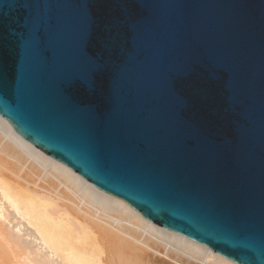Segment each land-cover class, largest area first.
Wrapping results in <instances>:
<instances>
[{
    "label": "water",
    "instance_id": "1",
    "mask_svg": "<svg viewBox=\"0 0 264 264\" xmlns=\"http://www.w3.org/2000/svg\"><path fill=\"white\" fill-rule=\"evenodd\" d=\"M0 116L157 226L264 264V0H0Z\"/></svg>",
    "mask_w": 264,
    "mask_h": 264
},
{
    "label": "bare ground",
    "instance_id": "2",
    "mask_svg": "<svg viewBox=\"0 0 264 264\" xmlns=\"http://www.w3.org/2000/svg\"><path fill=\"white\" fill-rule=\"evenodd\" d=\"M0 264H235L150 222L0 116Z\"/></svg>",
    "mask_w": 264,
    "mask_h": 264
}]
</instances>
